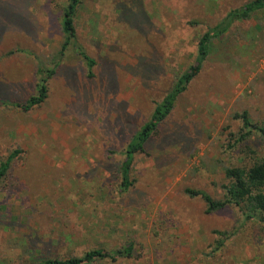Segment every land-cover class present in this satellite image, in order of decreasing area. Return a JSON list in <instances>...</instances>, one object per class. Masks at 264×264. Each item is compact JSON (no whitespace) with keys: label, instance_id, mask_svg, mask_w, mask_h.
Wrapping results in <instances>:
<instances>
[{"label":"rangeland","instance_id":"obj_1","mask_svg":"<svg viewBox=\"0 0 264 264\" xmlns=\"http://www.w3.org/2000/svg\"><path fill=\"white\" fill-rule=\"evenodd\" d=\"M249 0H81L77 50L61 55L69 0H0V257L28 264L134 244L130 258L93 264H264V217L236 205L207 212L201 189L224 199L225 169L264 159L253 132L238 141L244 111L264 121V11L215 38L200 73L159 133L135 156V182L118 167L133 134L195 61L209 27ZM56 67L46 100L40 67ZM247 129H245L246 131ZM253 150V152H252ZM224 242V243H222Z\"/></svg>","mask_w":264,"mask_h":264},{"label":"trees","instance_id":"obj_2","mask_svg":"<svg viewBox=\"0 0 264 264\" xmlns=\"http://www.w3.org/2000/svg\"><path fill=\"white\" fill-rule=\"evenodd\" d=\"M80 3L81 0H69L64 8L61 25L63 41L60 54L63 55L70 46H73L85 62L89 76H93L96 60L77 41L75 16ZM259 11H264V0H249L241 6L229 10L217 24L209 27L202 35L197 46L195 61L177 77L164 97L156 103L148 120L128 141L124 151V160L118 167L121 187L123 189L126 190L134 184L135 179L131 176V172L135 156L138 153L146 152L147 143L154 135L159 133L161 125L173 111L179 96L200 73L204 61L210 54L212 41L228 32L235 22L250 19ZM55 72V66L51 68L40 67L38 69L40 80L37 83L36 93L25 102L13 104L21 107L23 110H29L43 103L48 96L47 81ZM235 117L240 118L243 122V129L240 130L238 141H246L253 132H257L264 142V121L262 123H253L247 111L237 113ZM245 129L247 130L245 131ZM18 153L19 150H14L5 159L0 161V185L8 175L11 162ZM225 177L227 178V182L222 186L225 190L224 199H215L201 189L190 187L186 188L185 192L192 197H202L207 203V212H213L234 204L240 208L247 219L254 218L258 214L264 217V159L256 158L246 165L229 166L225 169ZM133 253L134 244L128 243L114 250H107L105 248L89 249L81 256H46L28 264H93L106 259L117 261L120 258H130L133 256ZM0 264H6L1 257Z\"/></svg>","mask_w":264,"mask_h":264}]
</instances>
